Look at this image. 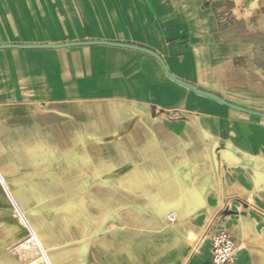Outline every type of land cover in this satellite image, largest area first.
Masks as SVG:
<instances>
[{
	"label": "crops",
	"instance_id": "obj_1",
	"mask_svg": "<svg viewBox=\"0 0 264 264\" xmlns=\"http://www.w3.org/2000/svg\"><path fill=\"white\" fill-rule=\"evenodd\" d=\"M204 1L0 0V45L106 41L141 46L158 54L177 79L264 113L263 89L236 72L238 51L225 41L216 13ZM25 106L35 108V113L52 108L80 123H84L80 115H94L116 138H120L118 126L138 122L129 130L128 143H114L112 162L101 157L100 146L87 148L98 165L89 159L85 168L98 174L115 164L124 165L128 174L118 185L129 188V201L138 213L147 212L161 221L156 227L124 225L113 211L115 222L104 225V212L87 211L96 224L92 237L68 251L52 228L51 237L44 240L31 223L51 264H206L211 240L221 230L233 239L235 264H264V182L256 187L250 172L261 170L264 177L263 118L232 110L174 83L146 54L102 45L1 49L0 121L11 108ZM167 113L185 118L170 120ZM51 132L46 143L50 157L55 159L58 151L63 161L69 160L74 144L68 140L77 136L59 126H52ZM207 135L217 141L213 153L231 143L240 156L262 165H228L218 154L215 163L208 164ZM37 155L29 153L33 159ZM0 177L5 183L1 171ZM100 184L104 187L98 188H108L105 181ZM142 186L154 191L133 193V188ZM113 194L112 189L108 197ZM227 200L238 204V215L232 209L227 210L230 215L221 214L222 201ZM57 222L64 234L67 222L62 218ZM111 223L117 225L110 228Z\"/></svg>",
	"mask_w": 264,
	"mask_h": 264
},
{
	"label": "rangeland",
	"instance_id": "obj_2",
	"mask_svg": "<svg viewBox=\"0 0 264 264\" xmlns=\"http://www.w3.org/2000/svg\"><path fill=\"white\" fill-rule=\"evenodd\" d=\"M204 2L216 13L225 41L233 44L238 51L234 59L236 72L242 74L250 85L260 86L264 91V0ZM35 111L32 106H25L18 110L11 108L8 116L1 115L0 145L3 152L0 154V171L16 201L24 203L25 206L22 207L26 218L38 229L42 239L51 237L52 228L56 238L63 242L62 249L68 251L79 247L83 239L92 237L93 227L96 225L87 211L94 215L104 212V225L115 222L113 214H110L113 211L118 222L121 221L124 225L140 228L151 223L156 227L161 222L155 217L151 218L147 212L138 213L134 208L136 204L129 201V188L118 185L128 174L124 165L115 164L114 169L110 166L95 174L94 170L85 168L88 162H74L75 158L79 159L81 156L85 158L84 161L90 159L96 167L97 157L86 153L87 148L96 145L100 146L101 157L112 162L115 157L114 143H128L129 130L138 125V122L118 126L116 134L120 135V139L114 137V133L97 122V117L91 114L80 115L79 118L84 120V123H80L71 116L56 113L52 108H42L41 113ZM167 115L170 120L185 118L184 114ZM52 126H59L67 131L70 129L72 134L75 133L73 136H77L68 140L74 146L72 158L67 161H63L58 151L55 159L48 153L46 143L51 141L48 137L52 134ZM77 132L83 136L82 140L78 138L80 135ZM30 152H37L35 159L29 157ZM10 168L11 174H8L7 169ZM102 181L108 184V188H98ZM53 183L56 186H52ZM98 189L104 193L97 194ZM112 189L114 194L108 197V192L111 194ZM145 191L154 189L133 188L134 194L141 195ZM231 203L230 200L222 201V215L231 209L233 214L238 215L235 212L238 204L235 207ZM59 218H62L63 223L67 222L64 225L67 230H62L64 234H61L60 224L57 222ZM116 225L111 223L109 227ZM26 236L27 231L15 217L14 209L0 186V264H27L28 257L25 260L19 252L13 251L14 246Z\"/></svg>",
	"mask_w": 264,
	"mask_h": 264
},
{
	"label": "bare ground",
	"instance_id": "obj_3",
	"mask_svg": "<svg viewBox=\"0 0 264 264\" xmlns=\"http://www.w3.org/2000/svg\"><path fill=\"white\" fill-rule=\"evenodd\" d=\"M95 110V109H94ZM97 110V109H96ZM112 110V109H111ZM96 113V111H95ZM99 113V112H98ZM114 113V112H113ZM114 115V114H113ZM116 116V115H115ZM150 132V131H149ZM134 133V132H133ZM78 135V134H77ZM208 142L206 143L205 146V152H204V157L206 158V161L208 164L213 165L215 163V159L217 158L218 153H213V148L217 146V141L215 138L208 136ZM66 140V139H64ZM61 141V140H60ZM154 141H156L154 139ZM62 143V142H61ZM66 143V142H65ZM64 143V145H65ZM78 143V142H77ZM79 144V143H78ZM148 144V143H147ZM151 144V143H150ZM149 144V145H150ZM172 144V143H171ZM169 144V145H171ZM70 148V147H69ZM61 150V149H60ZM172 152V151H169ZM179 152V151H178ZM51 153V152H50ZM203 153V152H202ZM220 154V155H219ZM218 156L221 157L223 159V161L225 163H227L228 165H242V166H246V167H250V165H254L257 164L259 165L256 161H253L252 159H249L248 157H244V156H240L239 153L236 150V147L232 146L231 143L228 144H223V146H221V149L219 151ZM79 156V154H77ZM202 155V154H201ZM252 155V154H251ZM173 156V155H172ZM76 157V156H75ZM72 158V157H71ZM74 158V156H73ZM64 159V158H63ZM85 159L84 157L75 158L74 162H84ZM155 159V158H154ZM167 159V158H166ZM217 161V160H216ZM264 161V160H263ZM256 162V163H255ZM73 163V162H72ZM74 163V164H75ZM264 163V162H263ZM71 164V163H70ZM207 164V165H208ZM87 165V164H86ZM262 165V164H261ZM259 165V166H261ZM88 166V165H87ZM101 166V165H100ZM255 166V165H254ZM212 168V167H211ZM156 172V171H155ZM177 172V171H176ZM251 175L253 176V180L255 182L256 187H261V183L263 184L264 182V177H262V173L261 170L260 171H253V169L250 170ZM152 174V173H151ZM177 174V173H176ZM178 175V174H177ZM250 175V174H249ZM97 176V175H96ZM177 177V176H176ZM169 178V177H168ZM167 178V179H168ZM184 179V178H183ZM176 180V179H175ZM182 180V179H181ZM262 181V182H261ZM2 183V184H1ZM0 186L2 187V189L4 190V193L6 195V198L8 200V202L12 205L10 199L12 200V202L15 203V206L17 208V210L20 211V213L22 214V216L24 217V221L27 223L24 224V221L20 218V216L18 215V212L14 210V214L15 216L19 219L21 225L24 227V229L27 231V236L22 239L21 241H19L13 248V251L15 252H19L21 254L22 257L26 258L28 257L27 260V264H51V262L49 261V258L47 256V248H45L37 234V231L35 230L34 226L28 221V219L26 218L25 212L24 210L21 208V206L19 205V203L15 200V198H13L12 194L9 192L6 184L4 183V181L2 180V178L0 177ZM3 185V186H2ZM162 186V185H161ZM167 186V185H166ZM264 186V185H263ZM143 187V186H142ZM163 187V186H162ZM188 189V188H187ZM258 189V188H257ZM189 191V190H188ZM195 191V190H194ZM194 191L191 190V193H194ZM166 195V194H165ZM172 195V194H171ZM193 196V195H192ZM162 197V196H161ZM197 197V195H196ZM195 197V198H196ZM164 198V197H163ZM198 198V197H197ZM172 199V198H171ZM164 200V199H163ZM169 200V199H168ZM183 200V199H182ZM193 200V199H192ZM171 201V200H169ZM165 202V201H164ZM161 204V203H160ZM182 204V203H181ZM162 205V204H161ZM165 205V204H164ZM197 206L198 209L203 210L202 204L200 202H197ZM13 207V206H12ZM154 207V206H153ZM165 207V206H162ZM184 207V206H183ZM172 208V207H171ZM14 209V208H13ZM173 209V208H172ZM175 209V207H174ZM184 209V208H183ZM168 210V209H167ZM182 210V209H181ZM191 210V209H188ZM177 211V210H176ZM175 212V211H174ZM115 216V215H114ZM28 227L30 228V230L28 229ZM12 250V249H11ZM12 253V252H11ZM20 258V257H19Z\"/></svg>",
	"mask_w": 264,
	"mask_h": 264
},
{
	"label": "water",
	"instance_id": "obj_4",
	"mask_svg": "<svg viewBox=\"0 0 264 264\" xmlns=\"http://www.w3.org/2000/svg\"><path fill=\"white\" fill-rule=\"evenodd\" d=\"M91 45H102V46H110V47H116V48H122V49H129V50H133V51H137V52L146 54V55L152 57L154 60L157 61V63L160 65L161 69L163 70L164 74L167 76V78H169L174 83L191 90L192 92H194L198 96L208 98V99H210V100H212V101H214V102H216L222 106H225L227 108H230L232 110H235V111H238V112H241L244 114H248L251 116H255V117H259V118L264 119V113H262V112H257V111L245 109L243 107L234 105V104L229 103V102L225 101L224 99H222V98H220V97H218V96H216L210 92L200 90L197 87H195L194 85H191L189 83H186L182 80L177 79L176 77H174L169 72L166 64L164 63V61L161 59V57L158 54H156L152 50H149V49L141 47V46H137V45H133V44H126V43H117V42L87 41V42H71V43H64V44H58V45H0V50L1 49H21V50L58 49V48H65V47L91 46ZM10 201L12 203L14 210L18 212V215L24 221L25 219L22 216V214L20 213V211L17 210L15 203L12 202L11 199H10ZM24 224L27 225V223L25 221H24ZM28 229L30 230L29 227H28Z\"/></svg>",
	"mask_w": 264,
	"mask_h": 264
},
{
	"label": "built area",
	"instance_id": "obj_5",
	"mask_svg": "<svg viewBox=\"0 0 264 264\" xmlns=\"http://www.w3.org/2000/svg\"><path fill=\"white\" fill-rule=\"evenodd\" d=\"M235 252L232 237L221 230L211 240V255L206 264H235Z\"/></svg>",
	"mask_w": 264,
	"mask_h": 264
}]
</instances>
